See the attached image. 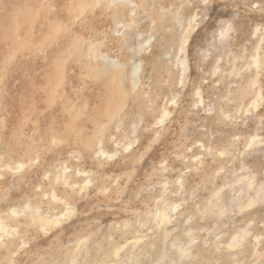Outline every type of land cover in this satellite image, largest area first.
<instances>
[{
    "label": "rangeland",
    "instance_id": "1",
    "mask_svg": "<svg viewBox=\"0 0 264 264\" xmlns=\"http://www.w3.org/2000/svg\"><path fill=\"white\" fill-rule=\"evenodd\" d=\"M55 1L29 0L20 5L24 19L31 6L47 5L50 12L41 20V30L48 34L34 43L32 54L48 52L50 62L57 57L47 68L50 87L34 106L29 98H7L17 117L10 128L0 98V138L5 144L0 155L16 147L26 160L20 171H13L0 156V217L31 204L38 210L37 218H44L30 223L20 216L9 225L16 232L0 245V264H122L124 259L136 264L137 253L139 264H264V203L258 202L259 193H253L257 181L264 183V105L260 104L264 0H209L207 10L203 0H90L85 13L76 8L68 15L55 11ZM10 12L8 0H0V23L5 16L16 20ZM57 14L64 17L61 24H56ZM193 16L201 18L184 37ZM224 24L222 37L218 29ZM256 28H261L257 34ZM6 29L0 25V30ZM27 35L23 31L18 43L21 60L26 58ZM182 39L186 42L181 54ZM144 40L147 46L141 44ZM11 54L0 52V85L7 86L15 75L18 79L26 75ZM254 57L260 59L258 69L249 72L241 65ZM178 58L182 66L175 61ZM134 66L139 68L131 74ZM98 78L103 79L100 102L94 106L90 91ZM38 81L41 88V78ZM257 87L261 90L249 96ZM76 123L81 143L73 140ZM60 124L65 125V141L52 135ZM247 130L260 133L251 142V153L242 155V143L237 142L232 165L220 170L227 163L220 164L219 154L211 156L213 147L223 151L234 133L243 136ZM99 150L106 154L98 155ZM38 152L41 156L30 162ZM203 157L204 165L199 162ZM244 159L253 160L247 174L238 170ZM65 167L78 175L75 181L61 180L60 169ZM33 169L39 170L38 175H27ZM43 173L48 175L43 182L53 184L60 199L47 203L51 220L71 212L46 231L41 229L49 221L47 212L38 206L41 188H35ZM56 176H62L59 183ZM172 182L175 189L169 185ZM184 183L188 185L181 188ZM240 186V194L233 198ZM170 191L180 204L168 225L170 231L157 228L138 235L142 242L133 249L130 235L116 240L118 234L132 231L136 215L131 211L137 200L142 199L144 210L152 214L153 197H165ZM259 191L264 201V188ZM189 229L197 238L190 256L180 263L172 252L176 244L186 245L181 236ZM234 229H238L235 242L231 235L220 240V233ZM253 233L258 236L251 241ZM232 242L235 246H230ZM125 243L129 250L121 251L117 259L112 254Z\"/></svg>",
    "mask_w": 264,
    "mask_h": 264
},
{
    "label": "bare ground",
    "instance_id": "2",
    "mask_svg": "<svg viewBox=\"0 0 264 264\" xmlns=\"http://www.w3.org/2000/svg\"><path fill=\"white\" fill-rule=\"evenodd\" d=\"M90 0H56L54 3H53V6L55 8V11L59 14L63 13L64 15H68L70 12L73 11V9H76L78 8L80 11H83L84 13L86 12V8L88 7V4L90 3L89 2ZM110 1V0H109ZM116 1H119V0H116ZM115 0H112V2H116ZM122 2V1H121ZM29 3V0H8V4H9V7L11 8V12L9 13L10 16H16V20L13 21L9 18H7L6 16L5 17H2L1 18V23L0 25L3 26V27H7V29L5 31L3 30H0V52L2 53H5V54H11L12 58L15 57V61L17 63V65H19L20 67H23L24 70H25V77L22 78V79H18L17 76L15 75L13 78L12 81H10V83L6 86L4 83H1V93H0V98H1V101H2V106H3V109H2V114L3 116L5 117L6 119V123L8 125V127H12L14 125V122L16 120V114L14 113L13 111V106L11 104L10 101H8V97L14 100H24L26 98H29L31 104H36L37 101H38V98L39 96L41 95H44L46 94V90L50 87V83H51V79L49 78L48 74H47V68L50 66L51 63L53 62H56V59H53L51 62L48 60L47 56H48V52L45 53V54H39V55H32L33 54V46H34V43L36 42H42V40L44 41L45 40V34H48V33H44L42 32V27L44 26V23H42L41 20H45L47 15L50 13L47 9V5H40L39 7H34V6H31L29 7L28 9V12L26 16V19L23 18V15L22 13H20V5H26ZM52 8V7H51ZM132 12V11H131ZM169 12V10H168ZM59 14L56 15L55 17V20H56V24H61V21L63 20L64 17L60 16ZM63 15V16H64ZM54 16V15H53ZM54 19V17H53ZM116 20V19H115ZM118 24V23H117ZM116 24V25H117ZM123 25V24H122ZM124 26V25H123ZM223 27H225V24L224 25H221V27L218 29V31H221L223 29ZM185 29V28H184ZM27 30V42H28V45L25 47V52H26V58L21 60L17 55V52L20 50V46L18 45V43H20V38L22 37V32ZM259 30H261V28H256L255 29V34H257L259 32ZM111 33V32H110ZM138 36V35H137ZM150 39V37L148 38ZM147 39V40H148ZM147 40H144L143 43H141L142 45L144 46H147L148 44V41ZM84 41V40H83ZM105 43V42H104ZM140 44V45H141ZM147 48V47H146ZM146 51V50H145ZM15 52V53H14ZM77 53V52H76ZM87 54V53H86ZM168 56V55H167ZM100 57V56H99ZM177 58V57H176ZM93 59V57L91 58ZM179 59L181 58H178L177 60H175L176 62L179 61V64L180 66H182L184 63H183V60L180 61ZM183 59V57H182ZM14 60V59H13ZM260 61V59L258 57H254V58H250V59H247V60H243L242 62V65L247 71L250 72V70L252 71V69H258V62ZM111 63V62H110ZM140 65V64H139ZM172 65H175V62H173ZM88 67V66H87ZM139 66H134L132 67L131 69V74H133L136 70H138ZM92 69V68H91ZM216 69H219L218 66L215 67L214 71ZM64 70V69H63ZM240 70H242V67H240L238 69V71H236V73L234 74V77H238L240 75ZM218 71V70H216ZM223 71V70H222ZM248 72V73H249ZM234 73V72H233ZM232 73V74H233ZM215 74V73H214ZM39 78H41L42 80V87L40 88V84H39ZM70 78V77H69ZM68 78V79H69ZM99 79V78H98ZM97 79V80H98ZM179 79H181V73H180V76H179ZM22 80V81H20ZM95 81L96 82V88L94 89V91H90V95H91V98H92V101L91 102V105H94V106H97L96 104H94L95 102H100V99H99V94H98V90L99 88L102 86V80L103 79H99L98 81ZM81 82V81H80ZM13 83H14V87L12 88L13 86ZM12 88V89H10ZM41 89V91H40ZM253 90V89H252ZM249 91V96H252L254 94H256V92H258L259 90H261V88H256L254 89L253 91ZM244 91V90H243ZM123 93V92H122ZM247 95V94H246ZM248 96V97H249ZM245 97V95H244ZM56 98V97H55ZM243 98V96H242ZM201 99V98H200ZM200 99H198L197 101H200ZM242 101V100H241ZM168 104V103H167ZM55 105V108H57V102L54 103ZM195 105V104H194ZM34 106V105H33ZM74 113H77L74 111ZM166 113V112H165ZM75 120H79V119H74ZM78 123V122H77ZM75 124V126L73 127V140L75 143H81V140H82V137L80 136L81 132L82 131H79V129L81 128L80 125L78 124ZM65 125L63 124H60L59 126H57L56 128H54L53 130V136H56V135H59L62 139L61 141H65L64 138L66 137V133H65ZM261 131V130H260ZM235 132V131H234ZM235 134V135H234ZM233 134V138L231 137L230 141H229V144H228V147L223 150V151H219V149L215 146L213 147L214 148V151L210 152L211 156H215L216 154L218 155L216 157V159L220 160V164L223 165L224 162H226L227 164L223 165V166H220V170H222L223 168L225 167H228L229 165H232L233 163V159H234V155L236 154L237 152V149H239L237 146V149H234L235 148V145L237 142H240L242 143L241 145V154L242 155H247L249 153H251V142L254 141V137H256L257 135H259V131L257 132H253L251 133L249 130L245 131L243 133V136H238L239 134L238 133H234ZM245 139V142H242L243 138ZM248 138V140H247ZM239 140V141H238ZM250 140V142H249ZM3 139L0 138V150L1 149H4L5 148V144L4 142H2ZM52 141V140H51ZM99 143V142H98ZM47 144H50L49 142ZM115 144V143H113ZM129 146V144H128ZM102 149V148H101ZM18 150V152H17ZM255 151V149H252ZM5 151V150H4ZM101 153L105 152L104 150H99ZM117 151V150H116ZM218 151V153L216 152ZM253 151V152H254ZM6 153H2V155H0L1 157L5 158L6 159V166H7V169L10 168V170H16L18 166L20 165H23L24 167V163H25V157H24V154H21L20 150L17 149L16 147H13L11 149H9L8 151H5ZM42 152V151H41ZM41 152H38V154L30 161V162H34L36 161L39 157L38 155H40ZM97 152V151H96ZM107 152V151H106ZM252 152V154H253ZM110 152H108L107 154L109 155ZM199 153V152H197ZM97 153H95L96 155ZM106 154V153H105ZM112 154H115V153H112ZM111 154V155H112ZM200 154V153H199ZM240 154V155H241ZM198 155V154H197ZM41 156V155H40ZM94 156V154H93ZM97 156V155H96ZM113 157V156H112ZM190 159V158H189ZM213 160V159H212ZM253 160H250V159H244L243 161L240 162L239 164V167H238V170L240 173H243L245 172L246 174L247 173H250V165H252V162ZM200 163H202V165L205 164V160H204V157L202 159H200L199 161ZM214 162V161H213ZM35 163V162H34ZM9 167V168H8ZM199 167V166H198ZM208 167V166H206ZM1 168V166H0ZM2 168H3V165H2ZM66 168V167H65ZM60 169V168H59ZM69 169V168H67ZM188 169V167L184 168V172ZM199 168H197L198 170ZM38 171L39 170H36V169H33L31 170L27 175H35L37 176L38 175ZM83 172H86L85 170ZM57 174V173H56ZM60 174L63 175V177L61 178L59 176V178H61V180H65V182H68L69 179H72V180H76V178H78L76 176V174L72 173V172H69V170L67 172L64 171V169H60ZM232 173L231 172V176H232ZM243 175V177H246L247 175ZM59 175V173H58ZM84 175V174H83ZM201 176V175H200ZM41 179L40 181H38L35 185V188H41V193H40V205H38L39 207H41L42 209H45V212L47 215H44L45 218H46V221L47 219L48 220H51L52 219V215H51V210H50V207H48L49 204L47 203H53V202H57L59 201L60 199L57 198V196L55 195V192H56V187L53 185V184H46L45 182H43V179H47L48 175L47 173H43L40 175ZM57 177V176H56ZM238 177V175L236 176V178ZM241 179V177H238ZM56 179V178H55ZM87 179H90V178H87ZM243 179V178H242ZM60 180V179H59ZM68 180V181H67ZM70 180V181H72ZM238 180V179H236ZM235 180V181H236ZM60 181H58L57 183H59ZM86 184L89 183L90 181L89 180H85ZM228 182V181H226ZM257 190L254 189L253 190V193H259V196H257V200L258 202H263V195L261 196L260 195V192L259 191V188H263L262 187L264 185V183H262L261 181H257ZM41 183H44L43 187L41 186ZM243 181L240 183V185H242ZM61 184V183H60ZM65 184V183H64ZM72 183H70V186H74L72 185ZM225 184V183H224ZM66 185V184H65ZM172 187L174 186V182H172L171 184ZM186 185L188 184H183L181 185V188L182 187H185ZM69 186V187H70ZM163 187V186H162ZM179 187L180 186H177L176 189L179 190ZM39 188V189H40ZM241 186L240 187H237L233 192V198H235L236 196H238L241 192ZM174 189H175V186H174ZM261 190V189H260ZM161 191V190H160ZM104 192V191H103ZM172 192V193H171ZM160 193V192H159ZM170 195L168 194L167 196L165 197H160L158 198V195L153 197V211H152V214L148 213L146 210H144V206H142L143 204V201L142 199L140 200H137L138 201V206H136V208H132V213L135 214L136 216H134V221L132 222V231H128L126 232L125 234L122 233L121 235L118 234L116 240H125L126 238L129 237L130 235V239L132 238L133 240V244L134 246H131V248L133 247H136L138 248L141 244L142 241H138L136 238L138 235H142L146 232H149L150 230L153 231V229H159V228H163L162 231L163 232H168L170 231V229H172V227L169 228V224L172 220V218L175 217V215H177V210H178V207H180V204H179V200L178 198L173 195V191H170ZM164 194V193H163ZM258 195V194H257ZM53 196H55V199H53ZM163 196V195H162ZM216 197V196H215ZM262 197V198H261ZM219 198V197H218ZM58 199V200H57ZM164 199V200H163ZM255 199V198H254ZM256 200V201H257ZM140 201V202H139ZM229 201V200H228ZM252 202L253 205H255V203L257 202ZM61 202H64V201H61ZM151 202V201H150ZM234 203V202H233ZM237 203V202H236ZM19 204V203H18ZM62 204V203H61ZM140 204V205H139ZM231 204V203H229ZM235 204V203H234ZM233 204V206H234ZM37 205H35V209L37 208ZM196 205V204H195ZM214 205V204H213ZM27 206V207H26ZM18 207V206H17ZM47 207V208H46ZM13 208V207H12ZM213 208V207H212ZM224 208V206H223ZM16 210V208H13V210ZM40 209V208H39ZM197 210V209H196ZM12 211V210H11ZM38 212V210H36ZM36 211H34V208L31 204L29 205H25L24 207H21L20 209H18L16 212H17V215H12V212L9 214V215H6L4 214L3 216L4 217H0V226H2V228L4 229L3 231H0V237H3V239H0V245L4 243L5 241V238L6 236H10L8 234H10V232H16V227L13 228V231L12 229L10 230V227L9 225H11V223L17 221V218L20 217V216H23L25 218H28L27 220L31 223L33 222L35 219H40V218H37L38 215H36ZM5 212V211H4ZM54 212V211H53ZM216 212V211H215ZM224 210H220V217L224 214ZM6 213V212H5ZM213 214V213H212ZM2 215V214H0ZM116 215V214H114ZM218 215V214H217ZM36 217V218H35ZM115 218V217H114ZM44 219V218H42ZM41 220V219H40ZM170 221L168 223H165L163 221ZM23 221V220H22ZM28 222V223H29ZM39 222V220H38ZM248 223V222H247ZM44 225V224H43ZM163 226V227H162ZM246 226V225H245ZM13 227V226H12ZM186 230V229H185ZM196 230V229H195ZM217 230V229H216ZM238 230V229H236ZM235 229L232 230L231 232L228 233H220L219 234V238L220 240L222 238H224L225 236H230V239L232 240L233 237L235 238V240H232V241H236V238L235 237V234L237 233ZM243 230V229H242ZM182 231V230H180ZM190 231L192 230H188L187 232L183 233V235L181 237L184 238V240L187 241V243H185L186 245H183V246H187L189 249L191 248V243L197 238L193 235H191ZM208 231V230H207ZM161 232V231H160ZM15 234V233H14ZM242 234V233H241ZM126 235V237H124ZM206 235V234H205ZM233 235V236H232ZM13 236V235H12ZM11 236V237H12ZM128 236V237H127ZM258 236V234L256 233H253L250 235V238H251V241L252 239H255L256 237ZM243 238V237H241ZM22 240V238H20ZM140 239V238H139ZM164 239V238H163ZM166 239V238H165ZM174 239V243H175V240H177L176 238H172ZM131 240V241H132ZM243 240V239H241ZM129 241V240H128ZM127 241V242H128ZM136 241V242H135ZM172 241V242H173ZM240 242V239L238 240ZM179 242V241H177ZM205 242V241H204ZM201 245V246H205L207 242H205ZM232 242L230 246H233L235 243ZM238 242V243H239ZM173 243V244H174ZM180 243V242H179ZM236 243V244H238ZM86 244V243H85ZM132 244V245H133ZM123 245V244H122ZM227 245H229L227 243ZM106 247H109V243L105 245ZM173 246V245H172ZM175 246V244H174ZM173 246V247H174ZM229 246V247H230ZM235 246V245H234ZM182 246L181 245H177L175 246V251L172 252L173 254L177 255V261H179L180 263L184 262L185 259H181V256H180V253H179V250ZM7 248V244L5 243L2 250L6 249ZM128 248V249H127ZM132 248V249H133ZM1 250V251H2ZM121 251H126L128 252L129 250V246L126 245L125 243V246H123L122 248H120ZM218 250V249H217ZM231 250V249H230ZM116 251H114V253L112 255H114L115 257H117L116 255ZM120 251V252H121ZM130 254L132 253V250L129 251ZM140 253H137L136 254V258H134V261L136 262V264H139L140 263ZM129 257L133 258V255H130ZM108 258V257H107ZM114 258V257H113ZM119 258V257H118ZM124 259V258H123ZM158 259V258H157ZM123 263L122 264H133V263H130V262H133V261H130L129 259H124L122 260ZM111 262V261H110ZM178 262V263H179ZM112 264V263H111ZM118 264V263H117ZM120 264V263H119ZM155 264H158L157 262H155ZM169 264V263H168Z\"/></svg>",
    "mask_w": 264,
    "mask_h": 264
},
{
    "label": "snow or ice",
    "instance_id": "3",
    "mask_svg": "<svg viewBox=\"0 0 264 264\" xmlns=\"http://www.w3.org/2000/svg\"><path fill=\"white\" fill-rule=\"evenodd\" d=\"M208 4H209V0H203V7H204L205 10L208 9ZM133 7H134V6H133ZM198 11H199V9H198ZM200 18H201V17L193 16V17L189 20V27H188L187 31L183 33V36H184V37H186V36H187V35L193 30V24H194L196 21H198ZM224 35H226V30H223V29H222L221 32H220V36L223 37ZM185 42H186V40H185V39H182L181 42H180V44H179V48H180L181 54H182L183 51H184ZM260 104H261V105H264V96H262V97L260 98ZM127 150H128V149L126 148L125 151H127ZM98 155H105V154H104V153H98ZM107 158H108V159H112L111 156H108ZM22 168H23V165H20V166L17 167L16 171H20ZM64 171L67 172L68 169L65 168ZM57 179H58V181H59V177H57ZM82 190H83V189H82ZM53 199H55V196H53ZM26 207H27V206H26ZM37 214H38V213H37ZM12 215H17V212H16L15 210H13V211H12ZM70 215H71L70 210L65 211V212L63 213L62 216L56 217L54 220H49V221L47 222V225H45V227L42 228L41 231H46L47 228H48L49 226H53V225H54V226H58L59 223H60L63 219L67 218V217L70 216ZM163 222L168 223V222H170V221L165 220V221H163ZM3 230H4V229L2 228V226H0V231H3ZM0 239H3V237H0ZM233 246H234V245H233ZM120 251H121L120 249H117V251H116L117 259H118V257H119ZM179 253H180L181 259L183 260L184 258H187L188 256H190V249H189L187 246H182V247L180 248V250H179Z\"/></svg>",
    "mask_w": 264,
    "mask_h": 264
}]
</instances>
